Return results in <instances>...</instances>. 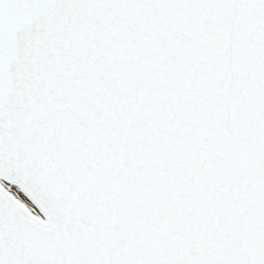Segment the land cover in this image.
Segmentation results:
<instances>
[{
  "label": "snow or ice",
  "instance_id": "1",
  "mask_svg": "<svg viewBox=\"0 0 264 264\" xmlns=\"http://www.w3.org/2000/svg\"><path fill=\"white\" fill-rule=\"evenodd\" d=\"M0 264H264V0H0Z\"/></svg>",
  "mask_w": 264,
  "mask_h": 264
}]
</instances>
